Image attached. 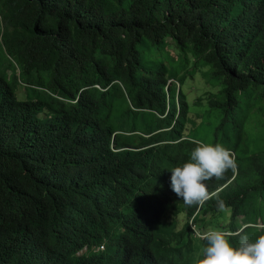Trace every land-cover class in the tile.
I'll return each mask as SVG.
<instances>
[{
	"label": "trees",
	"instance_id": "trees-1",
	"mask_svg": "<svg viewBox=\"0 0 264 264\" xmlns=\"http://www.w3.org/2000/svg\"><path fill=\"white\" fill-rule=\"evenodd\" d=\"M125 1L0 0V55L19 70L0 74V264H193L189 220L221 201L233 246L264 235V152L249 154L241 127L206 199L172 191L196 146L189 103L142 51L170 38L201 60L228 116L250 89L264 97V0ZM23 84L36 99L17 98Z\"/></svg>",
	"mask_w": 264,
	"mask_h": 264
},
{
	"label": "rangeland",
	"instance_id": "rangeland-1",
	"mask_svg": "<svg viewBox=\"0 0 264 264\" xmlns=\"http://www.w3.org/2000/svg\"><path fill=\"white\" fill-rule=\"evenodd\" d=\"M132 0H126L124 6L127 7ZM143 51V64L148 70L155 71L164 63L168 74L175 75L170 79V83L186 95L189 103L188 121L186 123L187 134L195 142L221 144L225 148H230L234 140V129L241 127L244 133V144L249 149V154L264 152V97L260 92L250 89L239 96V104L228 116L222 108H212L209 100L212 97L222 100L223 84L211 75V68L206 66L201 60L195 63L192 54L181 53L175 46L172 39L167 38L163 46H150ZM17 70V69H16ZM5 57L0 55V74L12 79V76L19 70L14 71ZM180 80H183L180 85ZM23 86L16 92L19 100L36 99L32 89L27 91ZM35 94V93H34ZM243 147L239 155L243 156ZM235 158V154L233 153ZM174 218V216H171ZM178 221V230L185 227L187 219L182 215L175 216ZM201 221V220H200ZM231 209L226 208L220 212L219 216H207L200 223L195 224L189 220L191 230L194 235L191 238L192 253L194 258L202 255L201 236L210 230H221L230 234ZM238 227L243 228L245 222L238 219ZM258 228H263L264 224L259 221ZM190 242V241H189Z\"/></svg>",
	"mask_w": 264,
	"mask_h": 264
},
{
	"label": "clouds",
	"instance_id": "clouds-1",
	"mask_svg": "<svg viewBox=\"0 0 264 264\" xmlns=\"http://www.w3.org/2000/svg\"><path fill=\"white\" fill-rule=\"evenodd\" d=\"M196 146L189 159L171 169V188L186 205L199 204L207 197L206 181L220 179L228 169H234L235 162L230 151L221 144L194 142ZM220 209H224L221 201ZM206 241L202 255L194 258L193 264H264V235L253 242L241 236L239 245L230 243L225 231L210 230L201 236ZM98 250H103L100 247ZM88 252V248L77 253Z\"/></svg>",
	"mask_w": 264,
	"mask_h": 264
}]
</instances>
